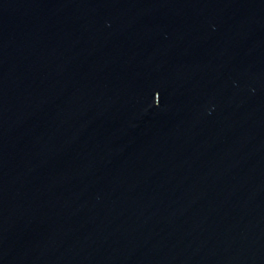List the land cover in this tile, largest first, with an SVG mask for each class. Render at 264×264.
<instances>
[{"label": "water", "instance_id": "obj_1", "mask_svg": "<svg viewBox=\"0 0 264 264\" xmlns=\"http://www.w3.org/2000/svg\"><path fill=\"white\" fill-rule=\"evenodd\" d=\"M0 264H264V0H0Z\"/></svg>", "mask_w": 264, "mask_h": 264}]
</instances>
